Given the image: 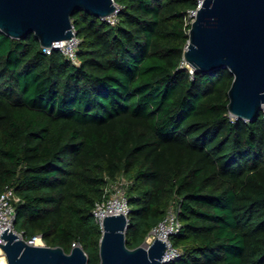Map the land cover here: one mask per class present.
<instances>
[{"label": "trees", "instance_id": "trees-1", "mask_svg": "<svg viewBox=\"0 0 264 264\" xmlns=\"http://www.w3.org/2000/svg\"><path fill=\"white\" fill-rule=\"evenodd\" d=\"M115 3L116 26L75 12L78 65L0 32V194L20 199L16 231L100 264L93 211L124 178L130 249L176 209L172 264H264V112L234 118L230 70L185 65L197 0Z\"/></svg>", "mask_w": 264, "mask_h": 264}, {"label": "water", "instance_id": "water-1", "mask_svg": "<svg viewBox=\"0 0 264 264\" xmlns=\"http://www.w3.org/2000/svg\"><path fill=\"white\" fill-rule=\"evenodd\" d=\"M81 10L101 19L120 12L115 0H0V32L13 39L34 34L42 48L51 47L77 35L72 18ZM190 27L184 62L203 74L229 69V113L257 119L264 106V0H204ZM103 223L100 264H166L165 240L152 234L130 249L127 216H106ZM0 236L9 264H89L82 247L68 254L61 247L31 246L10 227Z\"/></svg>", "mask_w": 264, "mask_h": 264}, {"label": "built area", "instance_id": "built-area-1", "mask_svg": "<svg viewBox=\"0 0 264 264\" xmlns=\"http://www.w3.org/2000/svg\"><path fill=\"white\" fill-rule=\"evenodd\" d=\"M204 0H197L196 10L189 11L186 17V26H191L195 21L198 11L203 5ZM119 9V8H118ZM120 10V9H119ZM120 13V12H119ZM116 13L112 17L103 19L112 26H116L118 23V14ZM191 29V28H190ZM74 30V28H73ZM190 31V30H189ZM76 33V30H74ZM80 40L77 35L72 39L64 40L62 42H55L51 47L42 48L45 55H50L54 51L61 52L72 64L78 65V53H79ZM185 65L187 63L185 62ZM189 68L190 66L187 65ZM191 69V68H190ZM191 72H194L191 69ZM262 111L264 112V106ZM127 181L124 178L118 179L117 181L110 182L106 186L104 199L102 202H97L93 211L96 223L101 228L103 227V221L106 216L110 215H125L128 217L130 213V206L127 200ZM20 199L18 198L15 190L12 188H6L5 191L0 194V235L7 229L11 228L12 233L18 235L21 239H24L23 234L19 233L15 229L17 207L16 205ZM182 228V223L178 219V212L176 209H171L162 222L152 230L146 238L145 244L149 241L150 236L153 234L156 238L163 239L168 244V249L165 257L166 264L176 263L177 260L182 258V253L177 249H174L171 243V237L177 234ZM25 240V239H24ZM3 238L0 236V243ZM26 241V240H25ZM6 242V241H5ZM31 246L40 245L46 246L45 242L42 241L41 236H35L32 240L26 241ZM40 243V244H39ZM74 247H80L78 244H74ZM0 264H9L4 248L0 244Z\"/></svg>", "mask_w": 264, "mask_h": 264}, {"label": "bare ground", "instance_id": "bare-ground-1", "mask_svg": "<svg viewBox=\"0 0 264 264\" xmlns=\"http://www.w3.org/2000/svg\"><path fill=\"white\" fill-rule=\"evenodd\" d=\"M40 244V243H39Z\"/></svg>", "mask_w": 264, "mask_h": 264}]
</instances>
